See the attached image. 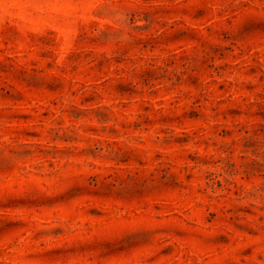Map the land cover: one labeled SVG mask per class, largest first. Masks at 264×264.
<instances>
[{
  "label": "rangeland",
  "instance_id": "obj_1",
  "mask_svg": "<svg viewBox=\"0 0 264 264\" xmlns=\"http://www.w3.org/2000/svg\"><path fill=\"white\" fill-rule=\"evenodd\" d=\"M0 264H264V0H0Z\"/></svg>",
  "mask_w": 264,
  "mask_h": 264
}]
</instances>
